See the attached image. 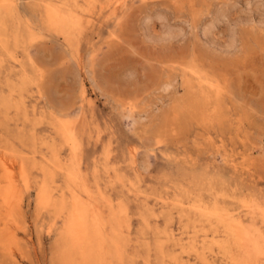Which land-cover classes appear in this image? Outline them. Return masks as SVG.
<instances>
[{
  "label": "rangeland",
  "instance_id": "374dc122",
  "mask_svg": "<svg viewBox=\"0 0 264 264\" xmlns=\"http://www.w3.org/2000/svg\"><path fill=\"white\" fill-rule=\"evenodd\" d=\"M81 201L106 264H264V0H0V264Z\"/></svg>",
  "mask_w": 264,
  "mask_h": 264
},
{
  "label": "bare ground",
  "instance_id": "6f19581e",
  "mask_svg": "<svg viewBox=\"0 0 264 264\" xmlns=\"http://www.w3.org/2000/svg\"><path fill=\"white\" fill-rule=\"evenodd\" d=\"M122 4V3H121ZM62 15V14H61ZM49 16H52V13L49 14ZM63 16V15H62ZM46 22V21H45ZM47 23V22H46ZM50 25V24H48ZM54 25V24H53ZM27 26V24H26ZM30 27V26H29ZM58 28V26H56ZM21 28V27H19ZM31 30V29H30ZM172 28L168 31L167 37L175 35ZM32 33V32H31ZM34 33V32H33ZM177 33V32H176ZM33 35V34H32ZM190 73V72H189ZM203 76V74H202ZM188 81V80H187ZM199 81V80H197ZM206 87V86H205ZM215 87V86H214ZM211 93V92H210ZM209 94V92H208ZM218 94V93H217ZM214 96V94H213ZM215 100V99H214ZM216 103V102H215ZM196 107V106H195ZM5 162L3 161L1 164L2 166H5ZM13 163V162H12ZM9 167V166H8ZM7 169V168H6ZM10 170V168H9ZM7 170V173L8 171ZM13 171V170H12ZM14 172V171H13ZM79 173V172H78ZM26 177V176H25ZM28 179V178H27ZM27 181V180H25ZM12 182V181H11ZM15 182V181H14ZM15 187V186H14ZM52 187V186H51ZM18 188V187H17ZM21 188V187H20ZM12 190V189H11ZM14 192V190H13ZM60 197V196H59ZM8 199V198H7ZM45 199V198H44ZM8 201V200H6ZM60 201V200H59ZM74 201V200H73ZM77 201V200H76ZM201 201V199H200ZM204 201V200H203ZM82 202V201H81ZM172 202V201H171ZM193 202V201H192ZM83 203V202H82ZM212 203V202H211ZM75 204V203H74ZM61 205V204H60ZM85 205L90 206V203H83V206H78L75 211L72 210V212H75L73 215H69V220L67 221L66 226V233L64 234L63 238L61 239V248L59 250L60 252V262L61 264H78L77 260L78 257L81 259L83 264H106L103 259V251L105 248H103L102 243L104 242V236L101 231V225L98 226L100 230L95 229V222L96 219H92L90 217L88 211L85 209ZM93 206V205H91ZM178 206V205H176ZM62 207V206H61ZM192 207V206H191ZM228 207V206H227ZM94 209V208H93ZM197 209V208H196ZM92 210V209H91ZM5 212V211H4ZM7 212V211H6ZM71 212V213H72ZM91 212V211H90ZM97 212V211H96ZM188 213V212H187ZM96 214V213H95ZM7 215V214H6ZM233 216V215H232ZM95 217H98L95 215ZM190 217V216H189ZM220 217V216H219ZM218 217V218H219ZM112 218V217H111ZM182 218V217H181ZM184 218V217H183ZM100 219V218H99ZM121 220V219H120ZM102 219L100 220V222ZM98 223V222H97ZM196 223V222H195ZM228 223V222H227ZM123 224V223H122ZM129 224V223H128ZM223 225V224H222ZM229 225V223H228ZM105 227L104 225H102ZM196 228V226H195ZM204 228V227H203ZM104 229V228H103ZM164 231V230H163ZM227 233L231 235L234 231L230 228H227ZM104 232V231H103ZM115 232V231H114ZM216 232V231H215ZM172 233V232H171ZM197 233V232H196ZM219 233V232H218ZM118 234V233H117ZM215 234V233H214ZM114 235V234H113ZM119 235V234H118ZM173 235V233H172ZM159 236V235H158ZM109 237V236H108ZM121 237V236H120ZM170 237V235L168 236ZM256 237V236H255ZM237 238V237H236ZM170 240V238H167ZM211 239V238H210ZM175 240V239H174ZM176 241V240H175ZM180 241V240H179ZM182 241V240H181ZM219 241V240H218ZM239 241V239H238ZM118 242V241H117ZM167 242V241H166ZM165 242V243H166ZM215 242V241H214ZM251 242V241H250ZM121 243V242H120ZM164 243V244H165ZM182 243V242H181ZM252 243V242H251ZM119 244V243H118ZM106 245V244H105ZM121 245V244H120ZM147 245V244H146ZM179 245V244H178ZM182 246V245H181ZM117 247V246H116ZM124 247V246H123ZM255 252L258 255H264V245L261 242H257L255 246ZM254 254H249L248 252H245L242 258H239V262H247L246 264H251ZM237 258V259H238ZM236 259V258H235ZM109 261V260H108ZM256 263V262H255ZM241 264V263H240ZM254 264V263H253Z\"/></svg>",
  "mask_w": 264,
  "mask_h": 264
}]
</instances>
